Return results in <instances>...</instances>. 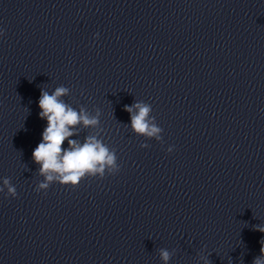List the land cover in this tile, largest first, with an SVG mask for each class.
<instances>
[{
	"label": "clouds",
	"instance_id": "clouds-1",
	"mask_svg": "<svg viewBox=\"0 0 264 264\" xmlns=\"http://www.w3.org/2000/svg\"><path fill=\"white\" fill-rule=\"evenodd\" d=\"M3 35V30H0ZM70 89L61 85L49 94L41 88L39 98V116L47 121L42 133V140L32 152L33 161L39 165V175L43 180L38 183L35 191H46L52 183L77 188L85 178H104L105 174L114 175L119 172L117 156L114 149H110L102 139L100 132L87 135L83 143L71 137L78 135L77 126L84 128H99L100 111L90 114L83 106L79 111L66 103L62 98L68 96ZM125 111L130 114L131 129L138 136L162 141L163 129L157 126L155 117L151 115L152 107L143 101H136L131 106L126 105ZM67 141L68 147H63ZM140 147L147 148L148 144ZM170 146L167 151L171 152ZM7 189V195L15 197L16 188L9 178L3 179L0 192ZM255 229L264 233V225H256ZM260 255L255 257L252 264H264V240ZM159 256L163 264H168L172 253L167 249H159ZM203 264H209L206 257H201Z\"/></svg>",
	"mask_w": 264,
	"mask_h": 264
}]
</instances>
